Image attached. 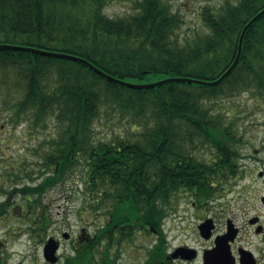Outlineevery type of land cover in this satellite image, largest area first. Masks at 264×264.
I'll return each instance as SVG.
<instances>
[{"label":"trees","instance_id":"obj_1","mask_svg":"<svg viewBox=\"0 0 264 264\" xmlns=\"http://www.w3.org/2000/svg\"><path fill=\"white\" fill-rule=\"evenodd\" d=\"M112 1L0 0V43L11 46L0 50V96L11 97L12 118L25 115L35 125L52 120L57 128L47 140L38 177L19 189L26 202L21 217L43 238L50 222L43 195L79 167L85 172L87 212L108 214L62 264H118L112 248L132 242L144 225L161 232L145 264H162L161 226L172 198L194 189L202 200L215 197L241 154L242 139L215 100L248 91L264 98V14L244 33L239 61L220 83L132 85L220 77L264 0L207 5L201 15L208 31L184 37V15L167 0H122L133 11L110 16L105 8ZM22 47L78 55L122 81L82 61ZM104 115L127 119L126 132L97 136L96 122ZM207 146L215 149L213 157L197 155Z\"/></svg>","mask_w":264,"mask_h":264},{"label":"rangeland","instance_id":"obj_2","mask_svg":"<svg viewBox=\"0 0 264 264\" xmlns=\"http://www.w3.org/2000/svg\"><path fill=\"white\" fill-rule=\"evenodd\" d=\"M173 9L181 12L185 18V24L180 31V36L188 35L196 31L206 32L202 19V9L207 5L219 6L225 0H167ZM133 7L131 2L114 0L110 2L105 12L110 16L124 15L131 13ZM157 79V76H152ZM0 96V211L4 203L6 211L0 215V264H50L44 257V243L51 236L60 239L62 245L59 253H72V240L62 236L63 231H68L71 238L77 239L82 228H87L89 233L94 234L108 218L104 211L95 214L87 212L84 190L82 182V167L76 168L69 174L67 179L50 188L42 197L48 209L50 222L43 238L39 236L40 231L33 230L31 221L21 217L23 208H26L24 195L19 193V189L24 184L33 181V176L41 170L43 155L47 146V140L57 134L54 121L49 120L46 125L32 122L30 117L25 115L20 118H12L14 109L11 106V97ZM215 107H220L227 122H231L233 133L239 139L237 149L241 156L260 155L255 152V146L259 148L264 138V126L261 131H256L255 118L260 119L264 125V110L256 114L255 109L260 103H264V98L251 91L233 96H221L215 100ZM128 128L127 119H119L103 116L96 122L95 134L100 138L106 135L108 138L114 135H123ZM215 149L207 146L203 150H196L197 155H207V159L215 155ZM239 163L246 165V174H241L239 178L230 177L221 184L224 193L220 190L215 200H209V215H217L221 206L226 200L232 208L244 212L242 207L246 203L255 204V210L249 209V215L255 213L260 217L264 225V206L260 201V196L264 193V183L260 177L250 171L254 165L252 159H239ZM234 190H230L232 188ZM210 199V198H209ZM214 199V198H213ZM193 198L188 191H182L175 195L168 208V214L164 220L163 230L166 233L169 250L182 243H189L201 247L205 244L197 231L196 225L200 214L192 207ZM249 201V202H248ZM241 209V210H240ZM206 213H203L205 215ZM243 214V213H242ZM207 215V214H206ZM139 230V229H138ZM137 230V231H138ZM134 234L132 242L115 244L113 256L118 259V264H145L151 246L155 244L158 237L152 230L138 231ZM251 235L248 242L253 241ZM255 257L258 264H264V230L256 233L255 228ZM165 246V244H164ZM171 264H185L180 261H173ZM190 264V263H188ZM192 264H200L197 260Z\"/></svg>","mask_w":264,"mask_h":264},{"label":"flooded vegetation","instance_id":"obj_3","mask_svg":"<svg viewBox=\"0 0 264 264\" xmlns=\"http://www.w3.org/2000/svg\"><path fill=\"white\" fill-rule=\"evenodd\" d=\"M264 110V103H260L259 106L255 109L256 114L260 111ZM263 124L260 123V119L257 117L255 118V128L256 131L262 130ZM255 152L260 153V155H251V156H240L239 159L243 158H250L254 162V165L250 167V171L255 173V176L260 177L264 183V138L262 139V143L257 148L255 146ZM236 161L234 164V167L231 171V174L227 180L230 177H235L236 179L241 176V174H246L248 172V169H245L246 165H244L242 162ZM212 186L216 187L217 185L214 183ZM222 190L224 193H227L228 190L223 189V187H220L219 191ZM230 190H234L233 187L230 188ZM188 193L193 198L191 201L192 207L197 211V214H200L199 221L196 225L197 231L199 232V236L202 240L205 241V244L201 247H197L195 245H190L189 243H182L177 246H175L172 250H169L168 241L165 242V249H166V258L162 264H171L173 261H180L185 264H192L195 261H199L200 264H258V261L255 257V228L256 233H260L264 230V225L260 220V217L258 215H255L253 213L252 215H249L248 210L251 208L255 210V204L252 203H246L245 207H242L244 209L242 211H238L235 208H232L228 201L226 200V203H224L221 206V209L219 211V214L217 215H209L208 208L209 207V200L213 201L215 200V197L213 198H207L202 200L198 194L197 190H189ZM264 193L260 196V201L262 202L264 206ZM241 210V209H240ZM203 213H206L203 215ZM243 213V214H242ZM212 219L213 227L209 230V232L204 231L205 233H208V236H203L202 228L200 227L201 224L206 221L207 219ZM162 227V226H161ZM249 227L251 228L253 241L248 242V237L251 235L249 232ZM84 228L81 229L77 239L75 236L74 238L66 237L65 232H62V236H64L65 239L72 240L71 244V251L74 252L76 248L79 246L81 242L84 240H87L89 236L91 235L89 231L87 233L83 234ZM146 231V230H152L157 237L160 235V231H158L156 228L148 225H144L139 228L138 231ZM137 231V232H138ZM56 237V236H55ZM58 240H60L58 237H56ZM218 238H221L222 240V246H221V255L219 256V259L213 258V252L217 247V240ZM61 241H60V248H61ZM180 247H184L186 249H178ZM194 250V251H188ZM176 251L177 256L174 255ZM70 253V252H69ZM67 252L60 254L58 253L59 259L56 264H62L65 261V257ZM195 255L193 258H188L187 255Z\"/></svg>","mask_w":264,"mask_h":264},{"label":"water","instance_id":"obj_4","mask_svg":"<svg viewBox=\"0 0 264 264\" xmlns=\"http://www.w3.org/2000/svg\"><path fill=\"white\" fill-rule=\"evenodd\" d=\"M264 14V8L263 10H260L259 12H257V14L252 17L250 19V21L248 23H246L244 29H243V32H241V35H240V39H239V44H238V51H237V55L233 61V63L230 65V67L228 69H226L224 71V73L216 78V79H200V78H192V77H189V76H180V77H168V78H163L162 80L159 79V80H156V81H152V82H147V83H132L133 86H136V87H139V88H151V87H155L157 85H160L164 82H168V81H186V82H193V83H198V84H203L204 85H216L218 83H220L225 76H227L231 71L232 69L235 67V65L238 63L239 61V58L241 56V53H242V47H243V39H244V36L247 31V29L249 28V26L255 22L258 18H260L262 15ZM8 47H11L10 45L6 44V43H0V50L1 49H5V48H8ZM24 49H29L31 51H37V52H41V53H45V54H49V55H56V56H59V57H66V58H70V59H73V60H78V61H82L86 64H88L91 68L95 69L96 71H98L99 73L107 76L108 78L110 79H113V80H118V81H122L120 79H117L115 78L114 76L106 73L104 70L98 68L97 66H95L92 62H90L89 60L83 58V57H80L78 55H75V54H70V53H63V52H51V51H45V50H41V49H37V48H33V47H22ZM264 200V198H263ZM212 222V219H207L206 221H204L202 224H201V228H202V235L203 236H208L209 234L208 233H205L204 231H207L209 232V230L213 227V224L211 223ZM70 234L67 232L65 233V236L68 237ZM222 240L221 238H218L217 240V247L216 249L214 250V252L212 253L213 254V258L214 259H219V256L221 255V246H222ZM59 247V242L54 238V237H50L47 241V243L45 244V247H44V255H45V258L47 261L51 262V263H56L57 260H58V256L56 255V251ZM178 249H186L184 247H180ZM188 251H194V250H189ZM175 256H177L176 254V251L174 253ZM188 258H193L195 255L191 254V255H187Z\"/></svg>","mask_w":264,"mask_h":264}]
</instances>
